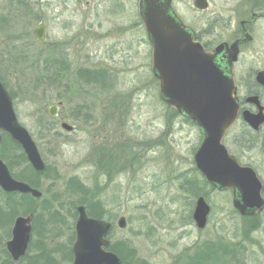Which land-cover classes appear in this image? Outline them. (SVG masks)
<instances>
[{
  "label": "rangeland",
  "instance_id": "1",
  "mask_svg": "<svg viewBox=\"0 0 264 264\" xmlns=\"http://www.w3.org/2000/svg\"><path fill=\"white\" fill-rule=\"evenodd\" d=\"M86 1L92 7V0H82L76 16L53 15L60 8H51L55 0H48V8L39 13L38 8L31 7L27 17L18 3L0 0V80L12 97L20 124L32 135L47 164L41 179L45 205L34 202L33 210L37 206L36 212H58L60 216L57 222H47L56 234L46 238L43 255L42 242L34 238L35 264H51L53 258H59V264H72L66 254L74 243L79 205L90 211L99 209L101 219L114 223L111 247L115 246L130 264H187L202 254L207 240H219L222 253L209 249L215 253L205 263L229 264L225 259L234 254V260L241 259L244 264H264V216L259 219L263 228L255 230L253 221L233 207L231 193L204 186L193 160L201 141L198 127L175 116L160 99L159 85L146 67L128 72L123 65L124 53V58L128 54L144 57L148 64L150 47L145 39L92 38V21L105 23L98 31L102 35L119 21L136 22V0H124L123 15L103 13L99 18ZM207 1L209 8L204 11L194 8V0H174V9L213 47L238 37V20L227 24L221 13L227 16L232 8L257 10L255 4L264 6V0ZM106 17L111 18L112 25L106 24ZM44 21L48 32L45 41H40L33 30ZM128 26L135 32L133 25ZM253 29L254 41L236 66L240 81L249 89L255 87L257 72L264 70V18ZM100 68L120 70L111 74L93 70ZM110 77L120 79L123 87L109 86L106 81ZM52 107L57 108L56 116L50 114ZM107 112L111 121L104 118ZM63 123L73 126V131H65ZM243 134V127L233 132ZM262 138L264 143V133ZM226 144L240 163L255 168L264 182L263 146L239 152L228 141ZM0 157L14 174L29 169L22 151L6 135ZM190 180L201 187L196 196L192 194L195 188L191 193L186 191ZM202 196L214 213L204 231L193 219L196 202ZM3 203L0 219L5 229L0 236L7 238L5 230L13 226L15 216L30 212L24 205L9 207L8 198ZM121 218L128 223L124 230L117 226ZM62 251L64 258L59 257ZM5 257L0 249V264Z\"/></svg>",
  "mask_w": 264,
  "mask_h": 264
},
{
  "label": "water",
  "instance_id": "2",
  "mask_svg": "<svg viewBox=\"0 0 264 264\" xmlns=\"http://www.w3.org/2000/svg\"><path fill=\"white\" fill-rule=\"evenodd\" d=\"M141 0V15L152 46V71L159 81L160 99L179 114L192 120L202 133V141L194 154L196 169L207 183L220 191L234 192L233 206L242 215L262 211V183L256 172L241 166L223 143L230 128L236 123L239 105L236 87L230 72L216 63V57L225 49L221 45L213 54L207 53L202 45L194 41L188 26L182 22L172 8V0ZM143 3L146 4L143 10ZM194 7L204 11L209 7L207 0H194ZM40 41L45 40L44 26L36 30ZM228 54L230 67L238 61L239 42L234 43ZM257 81L264 86V72ZM255 100V98H252ZM250 99V100H252ZM50 114L56 116L57 108L52 107ZM244 120L255 130L259 129L264 118L244 113ZM67 132L73 126L63 123ZM7 134L24 150L27 160L34 170L45 174L47 170L36 142L29 131L20 124L11 95L0 80V144L2 134ZM0 187L6 192L41 193L29 185L15 180L8 166L0 159ZM76 242L73 246V264H124L113 252L108 235L112 224L104 220L89 218L86 208H78ZM210 206L204 197L196 202L193 219L198 229L205 228ZM32 216L17 218L13 228V239L8 250L14 261L26 255L30 242ZM118 227L125 229L127 221L121 218Z\"/></svg>",
  "mask_w": 264,
  "mask_h": 264
},
{
  "label": "flooded vegetation",
  "instance_id": "3",
  "mask_svg": "<svg viewBox=\"0 0 264 264\" xmlns=\"http://www.w3.org/2000/svg\"><path fill=\"white\" fill-rule=\"evenodd\" d=\"M152 1L153 0L149 1L150 6L153 5ZM117 2L118 3L113 4V3H109L106 0H92V7L90 6L89 1H86L85 4L88 8H92V12H94L95 16L97 18H99L103 13H106L108 15H110V14L111 15L117 14L119 16L123 15V13H125V9H126L125 2H124V0H117ZM12 3L13 4L18 3V5L23 7L25 9L24 14L27 17H28L27 10L29 8L36 7V8H38V11L40 10L39 13H41V12H43L44 8H48V6H49L48 0H46V2H42V1L37 2L36 0H13ZM33 5H35V6H33ZM81 5H82V0H55V2L51 3L50 6L53 9L58 10L60 8L62 10V12H60V9H59V11H56V13L53 12V15H55V16L59 15V13H65V14L69 13L70 16H76L77 13L79 12V10L81 9ZM256 5L257 4H255L254 9L257 8V10H249V8L248 9H246V8L241 9L240 7H236V8H232L231 11H227V13L229 14L227 16H225L224 14L221 13L222 21L226 22L227 24L234 25V22H235L234 20H238V25H239L238 37H236V39L233 40L232 42L223 41V42H220L219 44H217L216 46L213 47L209 42L205 41L203 36L200 35L193 27H191L189 25H187V26L194 36V41L200 43L202 45V47L205 49V51L207 53H210V54H213L215 52L216 48L221 46V45H227V46H224L225 49H227V48L230 49V47L234 43L239 42V58H238V61L232 65V67H230L228 64V54H227V51L225 49L216 57V63L218 65L223 66V68L227 72H230V74H231V77H232L234 84H235V87H236V97H237V101H238V105H239L238 119L236 120V123L230 128V130L225 135V137L223 139V143L227 147L229 153L236 158V160L238 161V163L241 166L250 167L256 172L260 182L262 183V197L264 198V182L261 179V177L259 176V174L257 173V171L255 170V168H253L252 166H249V165H242L239 161V158L231 153L230 149L228 148V146L226 144V141H228L230 143V145L236 151L238 150L239 152L245 151V150H241V149H249L251 151H254L258 147V145H260V144H261L260 147L263 146V148H264V143H263V138H262V135L264 133V122L260 125L259 129L255 130L244 120V113L245 112H248L254 116H260V117L264 118V86L261 85L260 83H258V81H257V76H258L259 72H262V71L264 72V70L257 72V74L255 76V83H254L255 87L253 89H249L245 86V84L243 83L242 80L240 81L239 76L237 75L238 69L236 68V66L239 65L240 56L241 55L243 56L245 54V51L250 49V45L254 41L256 33H254L253 26L257 22H259L260 20H262L264 18V6L257 7ZM135 7L137 10V17H136L137 21L136 22H132V21H129L127 19H126L127 22H125V23L123 20L119 21V24H116L109 31L107 30L103 35L99 34L98 31L102 29L103 24H105V23H101V22L96 23V22L92 21V38L100 39V38L105 37L106 39H110L112 37H115L119 41H122V40H144L145 39V41L147 42V44L150 47L149 53H147V55H146V57L148 59L147 62L149 65L144 63V60H145L144 57H142L140 59V57H138V56L128 54L126 56L127 58H124L125 53L123 54L121 60L124 63L123 65L128 68V70H127L128 72L144 71V69L146 67L149 70V72L152 73V47H151V44L148 40L146 28H145L144 21H143L142 15H141V11H142L141 10V7H142L141 6V0H136ZM113 8L116 9V11H117L116 13L114 12ZM145 8H146V4L143 3V10H145ZM172 8L175 11L174 0H172ZM102 9L107 10V12L106 11L103 12ZM106 19H107L106 24L112 25L111 18L106 17ZM46 23L44 21V22L38 24V26L33 30V36L35 38H37L36 30L41 26H44V36L46 38V34L48 32ZM72 23H74V22H72ZM68 24H70V23L68 22ZM129 24L133 25L135 27V32H130L131 28L128 26ZM117 26H118V28H116ZM117 29H119V30H117ZM137 30H141V31L136 33ZM21 38L27 39L24 36H22ZM93 70H98L96 72H101V73H105V74L110 73L111 74L112 72H115V71L120 70V69H116V68H112V69L111 68L110 69L104 68V69H102V68H100V69H93ZM121 70H123V69H121ZM104 76L107 77V75H104ZM110 78H111V80L106 81V83L109 86H111V87H123V85L120 84V82H121L120 79L115 80L112 77H110ZM153 78L155 79V82H157V84L159 85V81L156 79V77L154 75H153ZM141 84L142 83H140V85ZM252 98H255V100ZM250 99H252V100H250ZM178 117L181 118L182 121L186 122L184 120L185 118L182 117L181 115H179ZM104 118L109 120V121L112 120L111 119L112 117L108 112L106 114H104ZM237 127H243V133H244L243 136L233 135V132H235ZM202 137L203 136L201 133V141H202ZM241 142H243V146L241 145ZM16 147L22 151L23 161L26 163V165L29 167V169L21 170L19 174H14V173H12L10 168L8 167L12 177L19 182H22V183L29 185L32 189L39 191L41 193V196L40 197H34L32 193H27V194L21 193V192L8 193L0 187V211L3 210L2 209V207L4 205L3 202H5V199L8 198L9 202H10L9 205L11 204L9 207L14 206L17 209H19L20 206L24 205V206H27V208H29L28 212H30L26 216H18V217L15 216V219L13 221V226L12 225H11L12 227L10 226V229H9L10 231L8 229H7V231L5 230L6 234L8 233L7 234L8 237L5 238V236H3V237L0 236V249H1V251H4L6 254V257H5L6 261H2V263L3 264H20L22 262L28 261L29 262L28 264H35L33 259L37 258V257L34 256V254H32V244L34 242V238L37 236V238H39V242H42V247H41L42 251L40 253L43 255L44 250H45L44 244L46 242V238L48 237V235H50V233H52L53 235L56 234V231H55L56 229L54 230L52 228H49L48 223L49 222H51V223L57 222V220L60 219V216H58L59 215L58 212H52V213L51 212H36V210L38 208L37 206L41 205V203L44 201V191H43V186H42L44 181H42L41 179L43 178V176L45 174H43V175L38 174L34 170L32 165L29 163V161L27 160L26 154H25L24 150L22 149V147L18 144H16ZM0 159H1V157H0ZM46 166H47V164H46ZM31 174L32 175L35 174L34 175L35 179L32 178L33 176L31 177ZM40 180H41V184H40ZM205 182H206V180H205ZM207 185L210 186L209 183H207ZM213 188L217 189L214 186H213ZM218 191H220V190H218ZM225 192L231 193L232 203H233L234 192L232 190H227ZM204 198L207 202L206 197H204ZM34 202L37 203L35 210H33ZM207 204H208V202H207ZM44 205H45V203H44ZM80 206L81 205H79L76 209L78 215H77L76 221L74 223V231H73L74 243L76 242V236H77L76 224H77V220L79 217L78 208ZM85 207H86V211H87V206H85ZM2 212H4V210ZM213 214L214 213L211 211V207H210V212H209V215L207 217V223H206L205 228L202 229V231H204L209 226L210 218ZM14 215H16V212ZM29 216H32V221L30 223L31 234H30V242L28 245V250L26 252V255L24 257H22L19 261H14L9 250H8V243L13 239V228H14V225H15L17 218H19V217L28 218ZM87 216L92 219V214H90L89 212H87ZM262 216H264V208L260 212L254 210L253 212H251V215L243 216V217H247L250 220H252L254 229L257 230L259 228L260 229L263 228V226H259V222H261V220H259V219ZM42 217H44L45 219H42ZM103 220H105V219H103ZM105 221L109 222L107 220H105ZM3 222L6 223V221H4V220H3ZM1 223H2V220L0 219V235L2 234V232L5 229ZM109 223L112 224V230L108 235V239L110 238V235L113 232L114 227H115L113 222L110 221ZM127 226H128V223H127ZM55 240L56 239L52 240V242ZM74 243L71 247V250L70 251L68 250V253L66 254V255H68V258L70 256V261L72 260V264L74 261V255H73V250H72ZM212 243H214V245ZM212 243L208 242V240H207V243L204 245V248H203V251L201 254L203 257V263L202 264H208L205 262L210 259V256L211 257L214 256L215 250L218 251V249H219L221 251L219 240H216ZM111 245H112V243H111ZM212 248L215 249L214 252L211 250L209 251V249H212ZM107 250L110 251V248ZM221 253H222V251H221ZM66 255L62 251V254L59 255V257L64 258ZM222 256L224 258L223 254H222ZM51 264H59V258H53L51 260Z\"/></svg>",
  "mask_w": 264,
  "mask_h": 264
},
{
  "label": "trees",
  "instance_id": "4",
  "mask_svg": "<svg viewBox=\"0 0 264 264\" xmlns=\"http://www.w3.org/2000/svg\"><path fill=\"white\" fill-rule=\"evenodd\" d=\"M169 109H171L170 107H169ZM172 111H173V113H174V115L175 116H179L180 114L179 113H177L175 110H173V109H171ZM186 122H190L191 124H193V125H195L196 126V124L195 123H193L190 119H188V118H186L185 117V119H184ZM9 138V137H8ZM205 184H204V186H208L207 185V183L206 182H204ZM192 188H195L194 189V192H192V194L194 195V196H196L197 195V188H200L201 189V187L199 186V183L196 181V180H190L189 182L187 181V186H186V191H188V192H190V190L192 189ZM191 193V192H190ZM87 212H89L90 214H92V217L93 218H96V219H101V218H103V216H102V212L98 209V210H94V209H92V211H90V209L87 207ZM101 213V214H100ZM227 248V247H226ZM110 250L112 251V252H114L115 254H117L120 258H121V260L123 261V263H125V264H130L127 260H126V258L124 257V255L123 254H121V253H119L118 251H117V249H116V247L114 246H112L111 248H110ZM121 251V250H120ZM226 251L228 252V250L226 249ZM228 254H229V252H228ZM226 255H227V253H226ZM227 256H229L228 258L224 255V258H227V259H225V260H227L228 262H229V264H232V263H235V264H244L243 263V261L240 259V260H238V261H236V260H234V258H233V256H234V254L233 255H227ZM211 257V256H210ZM226 262V261H225ZM225 262H224V264H225ZM203 263V257H202V255L200 254L198 257H196L195 259H193V260H191V262L189 263H187V264H202Z\"/></svg>",
  "mask_w": 264,
  "mask_h": 264
}]
</instances>
